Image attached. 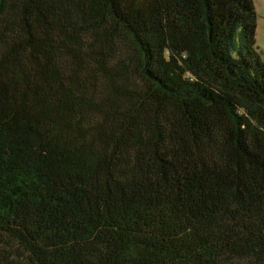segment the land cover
Wrapping results in <instances>:
<instances>
[{
  "label": "trees",
  "instance_id": "obj_1",
  "mask_svg": "<svg viewBox=\"0 0 264 264\" xmlns=\"http://www.w3.org/2000/svg\"><path fill=\"white\" fill-rule=\"evenodd\" d=\"M254 0H0V264H264Z\"/></svg>",
  "mask_w": 264,
  "mask_h": 264
},
{
  "label": "rangeland",
  "instance_id": "obj_2",
  "mask_svg": "<svg viewBox=\"0 0 264 264\" xmlns=\"http://www.w3.org/2000/svg\"><path fill=\"white\" fill-rule=\"evenodd\" d=\"M254 2L258 13L257 46L264 60V0H254Z\"/></svg>",
  "mask_w": 264,
  "mask_h": 264
}]
</instances>
